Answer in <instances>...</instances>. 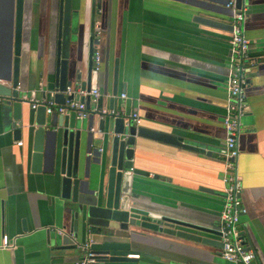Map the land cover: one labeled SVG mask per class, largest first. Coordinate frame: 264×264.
I'll list each match as a JSON object with an SVG mask.
<instances>
[{"label": "crops", "instance_id": "0c3cea01", "mask_svg": "<svg viewBox=\"0 0 264 264\" xmlns=\"http://www.w3.org/2000/svg\"><path fill=\"white\" fill-rule=\"evenodd\" d=\"M228 2L71 0L68 79L74 94L80 95L82 81L88 78L91 38H98L102 63L95 89L100 92L101 105L120 111L118 117L138 112L141 125L184 139L185 145L180 146L138 138L134 189L139 205L209 228L219 226L224 207L225 163L219 149L227 136L223 117L232 31L196 18L230 23L233 11ZM96 3L99 6L94 11ZM242 6L246 8L244 29L251 60L249 108L238 139L237 170L247 208L239 226L256 254L251 264H264V0H244ZM59 18L60 0H0V76L17 70V89L23 99L55 93L46 83L55 80ZM122 93L127 96L121 97ZM3 104L4 100L0 102V264H81L87 250L83 246L60 248L62 242L56 239L67 223L58 202L59 175L44 164L40 170L33 168V136L23 129L17 136L14 129L5 127ZM91 106L99 107L98 100L91 98ZM22 113L24 118H36V109L27 101ZM24 118L15 122L20 124ZM114 118L93 113L83 120H91L98 130L102 120ZM180 228L221 241L218 234ZM142 231L133 249L147 255L110 264H234L221 256V245ZM5 236L12 247L2 246Z\"/></svg>", "mask_w": 264, "mask_h": 264}, {"label": "water", "instance_id": "95a60500", "mask_svg": "<svg viewBox=\"0 0 264 264\" xmlns=\"http://www.w3.org/2000/svg\"><path fill=\"white\" fill-rule=\"evenodd\" d=\"M243 3L244 0H237V7H241ZM71 5V0H60L55 80L53 84L46 83L47 88L55 91L53 98L58 103L65 102V91L72 82L68 79L69 48L73 36ZM98 6V3L94 4V11ZM196 19L213 27L232 31L231 22L200 16ZM19 32L18 25L14 59L16 66L19 64ZM94 39L91 38L90 44L88 78L82 81L81 87L88 92L97 87V75L100 71L93 66ZM16 71L13 75L0 76L5 127L14 129L17 136L22 129L27 130L28 134L33 136V168L40 170L44 164L50 171L59 175L58 202L67 219L64 233L56 236L57 241L62 242L63 247L60 248L77 250L92 238L94 242L90 249L100 253L94 264L130 261L135 258L128 257L130 254L147 255L133 249V245L140 243L138 240L144 235L143 229L223 246L222 241L180 228L192 227L201 232L220 235L218 225L209 228L191 224L139 205V194L134 189L135 178L138 176L134 171L138 138L184 146L183 137L141 124L136 125L131 119L127 123L124 117L104 119L99 129L94 130L91 120L87 122L78 118L75 112L47 116L44 105L36 109L35 120L31 117L24 118L22 106L25 99L22 98L21 90L17 89L20 77ZM118 73L116 67L115 84L118 81ZM116 94L114 91V95ZM73 97L85 101L87 108L91 107L90 94L86 97H80L79 94L68 95V98ZM98 106L103 107L100 97ZM23 118L24 121L20 124L15 122Z\"/></svg>", "mask_w": 264, "mask_h": 264}, {"label": "built area", "instance_id": "2783aa9c", "mask_svg": "<svg viewBox=\"0 0 264 264\" xmlns=\"http://www.w3.org/2000/svg\"><path fill=\"white\" fill-rule=\"evenodd\" d=\"M228 7L233 11L232 18V35H231V47H230V61L229 72L226 80L227 91V103L226 113L223 117V125L226 129L227 136L220 146L219 153L224 159L225 169L223 174L224 182V207L221 212L219 231L220 238L223 242L221 249V256L233 262L234 264H251L255 259V251L249 248L245 242V238L241 233L239 226L240 218L247 213L242 199L244 191L242 178L238 174V157H239V135L242 129V118L246 114L249 108L247 87H248V63L251 60L250 55V40L245 34V12L244 6L237 7V0H229ZM99 33V32H98ZM95 51L93 55V62L95 69L99 70L102 63L101 51L98 44V38L95 39ZM75 89L72 86H68L65 95L66 99L64 103H58L53 97H42L38 99H31L25 101L31 104L33 109H37L40 105L46 107L47 114H70L76 113L78 118H87L93 113L105 117L112 115L118 117L121 115L117 109H109L107 107L91 106L87 108L86 102L80 98L76 99L68 98V95L74 94ZM88 94L91 98H94L96 102L100 96V92L97 89H92L90 92L81 89L80 95L86 97ZM126 93H122L121 97H126ZM26 98V97H25ZM4 100L0 95V102ZM133 120L136 125L141 124V117L138 112H131L125 116V121ZM22 145V141L18 142ZM94 242L92 238L88 239L84 244L87 250V254L82 260L81 264H94L97 262V257L100 253H97L90 249V245ZM3 247H12L13 244L9 242L7 236L4 237ZM131 257H138V254L129 255Z\"/></svg>", "mask_w": 264, "mask_h": 264}, {"label": "rangeland", "instance_id": "374dc122", "mask_svg": "<svg viewBox=\"0 0 264 264\" xmlns=\"http://www.w3.org/2000/svg\"><path fill=\"white\" fill-rule=\"evenodd\" d=\"M140 245H142V244H140Z\"/></svg>", "mask_w": 264, "mask_h": 264}]
</instances>
